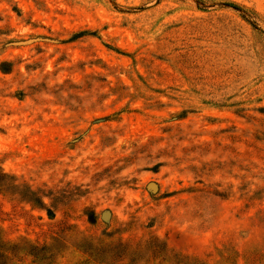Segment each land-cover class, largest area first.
Segmentation results:
<instances>
[{
	"label": "rangeland",
	"instance_id": "374dc122",
	"mask_svg": "<svg viewBox=\"0 0 264 264\" xmlns=\"http://www.w3.org/2000/svg\"><path fill=\"white\" fill-rule=\"evenodd\" d=\"M0 173L10 264H264V0H0Z\"/></svg>",
	"mask_w": 264,
	"mask_h": 264
},
{
	"label": "trees",
	"instance_id": "16d2710c",
	"mask_svg": "<svg viewBox=\"0 0 264 264\" xmlns=\"http://www.w3.org/2000/svg\"><path fill=\"white\" fill-rule=\"evenodd\" d=\"M0 180L5 184H11V181L12 183L14 182V180L6 173H0ZM11 255L16 257L17 252H15V248L10 242L4 239L0 231V264H10V261L12 260Z\"/></svg>",
	"mask_w": 264,
	"mask_h": 264
}]
</instances>
